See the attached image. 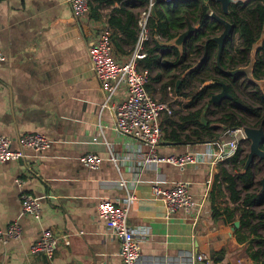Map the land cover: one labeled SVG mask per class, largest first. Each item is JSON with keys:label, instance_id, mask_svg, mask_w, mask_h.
<instances>
[{"label": "crops", "instance_id": "crops-1", "mask_svg": "<svg viewBox=\"0 0 264 264\" xmlns=\"http://www.w3.org/2000/svg\"><path fill=\"white\" fill-rule=\"evenodd\" d=\"M191 1L208 8L202 31L213 34L207 28L216 27L213 36L219 35L223 26L212 18L226 15L219 3L181 2ZM149 2L89 0L88 14L75 17L67 0H0V51L4 56L0 61V136L10 140L12 150H18L19 139L27 134H42L52 142L47 151L27 150L24 158L0 163V229L16 221L23 230L20 239L0 242V264H121L119 238L98 218L96 206L102 198L123 205L128 193L135 196L128 224L145 231L137 264H198L192 256L200 253L207 255L211 264H258L249 257L248 245L239 243L234 234L238 215L231 222L226 219L228 193L224 186L220 194L213 191L221 170L231 171L230 158L223 157L224 146H215L216 141L175 143L163 135L157 147L160 156L193 152L204 154L203 161L183 168L168 164L141 167L138 161L146 146L115 131L111 111L103 108V104L122 103L127 91L114 81L108 82L109 90L104 88L93 72L88 48L108 28L113 58L119 63L129 61L137 41L129 31L110 27V19L124 26L128 14L138 19ZM163 6L152 10L150 34L144 44L145 51H154L136 62L139 70L149 74L147 91L162 100L168 96L174 71L185 61L169 72L165 65L176 61L175 48L187 60L201 20L199 14L188 16L186 27L188 23L197 31L177 46L175 40L181 33L169 39L168 33L157 29L163 24L165 8L173 5ZM132 26L135 28V23ZM187 70L179 80L189 77L186 74L182 79ZM168 118L162 120V130L169 132ZM95 137L98 143H92ZM89 153L103 159L98 170L81 164L80 158ZM17 179L23 182L21 188ZM177 182L188 183L198 209L191 216L179 213L167 220L152 189L155 184ZM21 192L39 200V219L21 214ZM214 207L222 214L216 221ZM46 229L52 230L58 241L52 259L30 252Z\"/></svg>", "mask_w": 264, "mask_h": 264}, {"label": "built area", "instance_id": "built-area-1", "mask_svg": "<svg viewBox=\"0 0 264 264\" xmlns=\"http://www.w3.org/2000/svg\"><path fill=\"white\" fill-rule=\"evenodd\" d=\"M182 0H163L164 5H174ZM75 17L85 16L89 12V0H67ZM155 0H150L144 10L138 16V40L135 44L132 56L125 63L117 62L111 53L110 30L105 28L99 34L95 44L88 48V58L95 76L108 89L107 84L114 81L126 87L127 97L118 104L108 106L103 104V108H109L113 116V128L115 131L133 138L140 145L146 146L147 150L142 154L138 164L143 166L154 164H168L175 167H186L197 165L203 161L204 154L186 152L181 155L160 156L157 147L163 136L162 120L165 117H172L174 109L166 100H158L147 91L149 74L138 69L136 62L147 56L144 44L149 37L148 21L155 6ZM4 59L0 51V61ZM210 84V83H209ZM237 134L243 135V129L238 128L228 131L231 141L224 146L223 157L231 158L237 148ZM233 136L235 139H232ZM99 138H92V143H98ZM218 145V141L214 142ZM52 142L42 134H27L19 139L18 150H12L10 140L0 136V163L18 160L25 157L27 150L44 152L51 148ZM110 159L116 163L117 159L111 154ZM81 164L90 170H98L103 159L94 153H89L80 158ZM121 185L126 186L121 181ZM16 184L21 188L23 182L16 180ZM152 196L160 201L165 212L166 219L171 216L183 213L191 216L197 210L198 204L191 195L187 182H177L171 185L164 183L155 184L152 189ZM21 214L31 215L35 219L40 218L41 205L39 200L33 195L21 192ZM135 196L127 194L122 199L123 205H118L117 200L102 198L96 206L97 216L107 223L113 236L119 238V256L121 264H137L140 258L141 243L145 237L142 228H134L128 224L130 207ZM23 230L18 222L8 225L5 230L0 229V242L8 243L20 239ZM58 241L53 231L43 230L38 239L31 245L32 254L43 255L52 259L57 250ZM192 260L198 264H211L210 258L205 254H196Z\"/></svg>", "mask_w": 264, "mask_h": 264}, {"label": "trees", "instance_id": "trees-1", "mask_svg": "<svg viewBox=\"0 0 264 264\" xmlns=\"http://www.w3.org/2000/svg\"><path fill=\"white\" fill-rule=\"evenodd\" d=\"M119 1V0H118ZM155 9L161 5L163 6V0H155ZM252 6H247L243 4V2L234 3L230 6L229 13L226 15H221L222 18L233 24L235 28V33L238 35L241 44V50L238 52V56L231 55L230 51H228V47H226L223 52L219 56V65L223 70H234L236 68L246 66L249 63L248 56L251 52L253 45L259 40L262 39L260 47L257 49V54L255 57V64L253 67V77L256 80L264 77V0H254ZM164 7V6H163ZM243 7L244 13L242 15L239 14V9ZM192 9V10H191ZM213 10L211 13H214ZM210 13V14H211ZM201 15L200 20V29L197 32L196 36L192 41L191 46V54L198 50L199 46H203V51L207 56V61L211 59V57L215 54V63L213 66V71L218 75V77L226 76L224 73L220 72L217 68V47L214 43L209 42L207 47L205 48L206 43L203 40L206 38L209 39L214 35L216 31V27H208L207 29L210 32H214L213 34L205 33L202 31V28L205 24V18L208 14V8L203 7L198 2H181L172 7H166L165 12L162 16L163 24L157 26V29L163 32V34L168 33L169 39H174L177 37L178 33H182L186 29V19L189 15ZM129 20L126 22L124 26L116 24L114 19H110L109 26H115L122 33H128L130 37L134 40H138V29H137V20L133 18L132 14H128ZM250 21H253L258 24V29L262 30V34L256 33L251 25ZM135 23L136 27L133 28L132 24ZM132 26V28H131ZM149 34H150V18L148 21ZM218 28H221L219 25ZM174 31V34H169V31ZM227 44H231L228 40ZM154 50H149L146 53H152ZM229 52V53H228ZM262 53V54H261ZM147 56L144 58L147 59ZM174 55L176 56V61L172 64H166L165 66L170 67L173 70L179 63V61H186L185 54L179 55V52L174 50ZM155 58L152 61L157 62ZM151 61V62H152ZM149 68V65L147 66ZM191 65L184 66V69H189ZM203 68H199L193 73L189 75V77H185L181 83L178 85L177 89H175V84L177 80L181 78L180 76L174 75L170 82L174 84V93L177 96H181L182 89L186 85L190 84L189 79L196 76L199 71ZM224 79V78H213L210 80V84L204 87V90L197 94V98H201L204 96V91H209L208 94H217L221 91L220 82L226 85L228 93L230 95L228 100L235 103L232 108L243 110L253 114L256 117H260L259 110L257 108H253L249 104L242 102L234 91L235 86V78ZM171 83V84H172ZM205 84V82H203ZM165 87V86H164ZM264 90V86H263ZM264 94V91H263ZM183 96V95H182ZM213 96V95H212ZM211 96V97H212ZM209 104L212 103V100H209ZM216 107H220L219 103L214 104ZM205 112L197 111L187 114L186 116L177 117L175 120L173 117L165 119L167 123L170 125L169 132L166 128H163V135L165 139L170 142L175 143H190L192 140L196 142H214L218 141L224 132L232 131L238 128H244V120L240 118L236 112L233 110L225 111L221 114L218 119L214 121H209L205 116L207 114H214L215 111H210L205 109ZM218 127L221 128L222 132L215 131ZM250 128V127H249ZM187 131H189L187 133ZM187 133V134H185ZM262 150H264V144L261 146ZM240 148L238 147L235 154L229 159V163L232 165L231 171H227L226 169L221 170V178L217 180L218 185L214 187L213 191H217L218 194L221 193L222 186H224L225 190L228 193V201L226 202L227 207L224 209V214L226 215V219L228 222L233 221V217L238 215V219L240 222L239 228L234 230V234L237 236V241L239 243H246L249 245V251H251L249 257L258 264H264V238L259 235L258 230L264 228V211L257 212L254 207L262 206L263 200L262 196H256L253 193L255 188V177L252 171L251 166H248L244 172H241L242 169L245 168V163L247 157L240 160ZM217 182H215L217 184ZM228 203L233 204L232 208L228 207ZM220 215H222L219 210L215 207L212 209V217L216 221ZM224 222H227L224 220ZM245 229L247 232H245ZM254 241H256V248H254Z\"/></svg>", "mask_w": 264, "mask_h": 264}, {"label": "rangeland", "instance_id": "rangeland-1", "mask_svg": "<svg viewBox=\"0 0 264 264\" xmlns=\"http://www.w3.org/2000/svg\"><path fill=\"white\" fill-rule=\"evenodd\" d=\"M235 3L238 2H243L244 6H252L254 3V0H235ZM208 3V2H207ZM239 14L242 15L244 13L243 7L239 9ZM219 15V14H218ZM251 25L253 26V29L255 30L256 33H259V35L262 34V30L258 29V24L250 21ZM201 27L199 26V29ZM231 44H227L228 46V51H230L231 55H236L238 56V52L241 50V44L240 40L238 38V35L235 33V30L233 32ZM191 52V51H190ZM229 53V52H228ZM204 51H203V46H199L198 50H196L194 53H189V57L185 61V64L182 65L180 64V67L174 71V75L180 76L183 74L185 71L184 66L187 65H195L203 56ZM262 54V53H261ZM248 59H250V54L248 56ZM215 63V54L211 57L209 61L202 67L203 69L196 74V76L190 78L189 82L190 84L188 86H184L181 93V96H177L174 93V85L170 84L167 88V93L168 96L164 99L168 101L173 109H174V115L173 118H177L180 116H186L189 113L192 112H197V111H202L205 112V109H208L210 111H215L214 114H207L206 119L209 121H214L215 119H218L222 113L228 110H233L234 112L237 113V115L244 120V127H250V128H262L264 131V94H263V89H261L258 85L253 84L249 82L244 75L238 76V79L235 81V86H234V91L236 93V96L244 103L249 104L253 108H257L259 110L260 117H256L253 114L232 108L235 103L228 100V99H223L219 103L220 107H216L214 104L215 102H212L214 104H209V100H211V96L214 94L209 95V91H204V96L201 98H197V94L201 91L204 90V87L210 83V80L214 77L216 78H224V79H229L231 76H223V77H218V75L213 71V66ZM244 67V66H242ZM264 69V68H263ZM260 79H264V77H261ZM205 82V84H203ZM222 83V82H220ZM218 92L217 94H219ZM215 94V95H217ZM158 100H162L159 96H154ZM164 97V96H163ZM243 129V128H242ZM219 130V131H218ZM215 131H218L219 133L222 132L221 128L218 127ZM237 140H238V147L240 148V160L244 159L248 156L249 151H250V144L251 142L245 137L244 132L243 135L241 136L240 134L236 135ZM232 139H235L233 136ZM231 141V135L228 136V130L224 132L222 137L218 140V145H215L217 147L221 146L222 144H227V142ZM252 171L254 173L255 177V188L253 193L256 194V196H262L263 195V200L261 201L263 203L262 206H255L254 209L257 212L264 211V190L261 185V180L264 178V160L255 157L253 162L250 163ZM232 165L228 164V168L231 169ZM241 172H244V169H242ZM245 232L246 229H245ZM259 235H261L264 238V228L258 230ZM254 248H256L255 244ZM249 247V245H248Z\"/></svg>", "mask_w": 264, "mask_h": 264}, {"label": "water", "instance_id": "water-1", "mask_svg": "<svg viewBox=\"0 0 264 264\" xmlns=\"http://www.w3.org/2000/svg\"><path fill=\"white\" fill-rule=\"evenodd\" d=\"M217 3H219L221 7V11L223 14H228L230 6L235 3V0H213ZM213 15V14H212ZM212 18L219 23L220 25L223 26V31L216 36H212L209 39L206 40V45L205 48L207 47V44L209 42L214 43L217 46V63L216 66L220 70V72L224 73L225 75L231 76V77H238L240 75L246 76L247 80L253 84L258 85L261 89H263L264 86V81L263 80H256L253 77V67L255 64V57L257 54V49L260 47L262 39H259L252 47L251 52H250V60L249 63L244 66V67H239L234 70H223L221 66L219 65V56L223 52L226 44L228 43V40L233 36L234 32V26L224 18L218 15H213ZM196 28L193 27L192 25L187 23L186 29L177 37L175 40V44L177 46H180L183 44L185 41L190 39L196 32ZM207 56L204 53L202 58L195 64L193 65L190 69H188L185 74L182 76V79L185 77L186 74H191L194 71H196L199 68H202L206 63H207ZM181 80L177 81L176 87H178L179 83ZM219 85L222 87V92L213 95L211 97L212 102H220L223 99H227L230 97L227 87L223 83H219ZM243 132L245 137L251 142L250 144V151L247 156V160L245 163V168L244 170L247 169V167L250 165L251 162L255 159V157H258L262 160H264V150H262L261 146L264 144V131L262 128H249V127H244ZM261 185L264 190V178L261 180ZM234 228H239L240 222L235 221L234 222ZM233 228V230H234Z\"/></svg>", "mask_w": 264, "mask_h": 264}, {"label": "flooded vegetation", "instance_id": "flooded-vegetation-1", "mask_svg": "<svg viewBox=\"0 0 264 264\" xmlns=\"http://www.w3.org/2000/svg\"><path fill=\"white\" fill-rule=\"evenodd\" d=\"M234 29H235V28H234ZM231 38H232V36H231ZM231 38L229 39L230 42H231V40H232ZM229 79L233 80L234 78L230 77ZM237 79H238V77L235 78V81H236ZM208 85H209V84H207L206 86H208ZM221 88H222V87H221ZM219 92L221 93V92H222V89H221V91H219Z\"/></svg>", "mask_w": 264, "mask_h": 264}, {"label": "bare ground", "instance_id": "bare-ground-1", "mask_svg": "<svg viewBox=\"0 0 264 264\" xmlns=\"http://www.w3.org/2000/svg\"><path fill=\"white\" fill-rule=\"evenodd\" d=\"M179 2H181V1L176 2L174 5H176V4L179 3ZM174 5H173V6H174Z\"/></svg>", "mask_w": 264, "mask_h": 264}]
</instances>
